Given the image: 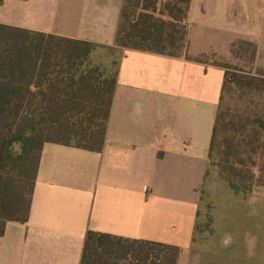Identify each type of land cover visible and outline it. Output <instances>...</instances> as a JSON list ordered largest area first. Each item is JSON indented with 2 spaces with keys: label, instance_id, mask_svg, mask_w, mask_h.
I'll list each match as a JSON object with an SVG mask.
<instances>
[{
  "label": "crops",
  "instance_id": "1",
  "mask_svg": "<svg viewBox=\"0 0 264 264\" xmlns=\"http://www.w3.org/2000/svg\"><path fill=\"white\" fill-rule=\"evenodd\" d=\"M122 3L2 0L0 24L113 46ZM188 23V54L231 58L248 40L264 76V0H191ZM222 72L123 49L102 150L44 145L28 221L6 222L0 264H81L88 230L176 245L178 264H219L192 241Z\"/></svg>",
  "mask_w": 264,
  "mask_h": 264
},
{
  "label": "trees",
  "instance_id": "2",
  "mask_svg": "<svg viewBox=\"0 0 264 264\" xmlns=\"http://www.w3.org/2000/svg\"><path fill=\"white\" fill-rule=\"evenodd\" d=\"M190 4L123 0L113 46L0 24V235L7 221H28L46 143L102 150L123 49L223 69L204 185L216 167L219 181L240 195L264 189V76L253 72L257 46L239 39L231 58L188 54ZM180 253L176 245L88 230L81 264H178Z\"/></svg>",
  "mask_w": 264,
  "mask_h": 264
},
{
  "label": "rangeland",
  "instance_id": "3",
  "mask_svg": "<svg viewBox=\"0 0 264 264\" xmlns=\"http://www.w3.org/2000/svg\"><path fill=\"white\" fill-rule=\"evenodd\" d=\"M232 63L249 67L245 61ZM217 86L220 93L221 85ZM213 117L214 111L208 120ZM252 191L248 196L234 192L212 167L198 208L201 228L195 232L193 248L214 256L219 264H264V189Z\"/></svg>",
  "mask_w": 264,
  "mask_h": 264
}]
</instances>
